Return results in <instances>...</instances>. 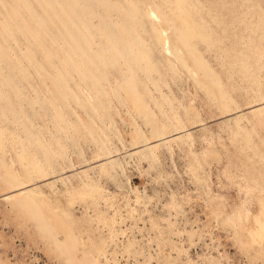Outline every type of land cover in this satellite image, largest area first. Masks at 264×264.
<instances>
[{
	"label": "rangeland",
	"instance_id": "374dc122",
	"mask_svg": "<svg viewBox=\"0 0 264 264\" xmlns=\"http://www.w3.org/2000/svg\"><path fill=\"white\" fill-rule=\"evenodd\" d=\"M0 264H264V0H0Z\"/></svg>",
	"mask_w": 264,
	"mask_h": 264
},
{
	"label": "bare ground",
	"instance_id": "6f19581e",
	"mask_svg": "<svg viewBox=\"0 0 264 264\" xmlns=\"http://www.w3.org/2000/svg\"><path fill=\"white\" fill-rule=\"evenodd\" d=\"M110 32V31H109Z\"/></svg>",
	"mask_w": 264,
	"mask_h": 264
}]
</instances>
